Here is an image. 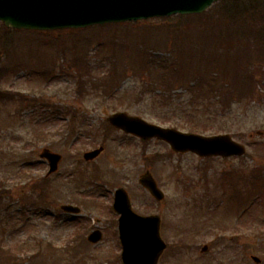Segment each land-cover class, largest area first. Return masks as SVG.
Masks as SVG:
<instances>
[{
    "label": "rangeland",
    "instance_id": "374dc122",
    "mask_svg": "<svg viewBox=\"0 0 264 264\" xmlns=\"http://www.w3.org/2000/svg\"><path fill=\"white\" fill-rule=\"evenodd\" d=\"M147 23L157 26L167 25L169 22ZM173 23L171 22L170 25ZM132 26L107 28L100 38H96L95 33H98L96 28L76 34L67 31H55L46 35L15 32L7 34L4 51L0 52L2 63L9 62L7 57L18 58L17 62L23 63L21 74L28 75L30 68L40 66L53 69L57 75L48 82L37 76L25 77L14 74L0 78V97L3 93H13L7 96L6 100L0 98V186L1 190L9 192L2 194L0 208L9 204L12 222L16 220L15 217L22 213L20 208H13L15 202L29 196L32 186L44 178H46L44 192L46 196H43L40 204L49 206L47 210L40 209L37 212L28 210L27 215H30V218L27 221L23 217L21 222L19 220L17 228L3 233L5 244L18 249L21 254L25 255L26 251L33 254L34 243L37 241L44 245L51 242L56 248L61 249L67 242H71L76 232L86 237L92 229L98 228L103 232L102 241L96 246L76 250L74 252L76 256L74 260L70 258L69 264H85L84 262L112 264L107 262L105 257L119 255L120 247L116 224L114 226L109 222L111 217L116 219L109 206L112 203L114 189L126 186L132 206L137 213L143 215L158 213L161 217V236L169 248L163 253L159 264H253L250 259L252 255L258 257L261 264H264V231L260 230L263 224L259 223V221L264 223L262 222L264 202L260 208L255 203L252 205L249 203L244 207L249 208L248 215L252 214L253 210H258L259 217L256 223H254L256 216L252 217V220L248 219L249 222L245 220L247 217L244 218V222H240L239 219L236 222L238 205L234 200L235 194L243 197L244 200L257 192L264 197V183L261 182V188L258 186L256 192L251 186L247 171L256 166L264 169V136L251 135L257 130L264 131V60H262L263 56L258 58L256 52L251 59L253 65H250V72L255 81L253 96L243 103L232 105L230 111L218 119L213 117L210 120L206 119L204 113L197 114L198 119H195L200 126L199 129L205 127L209 131L222 130L220 133L229 134L236 142L245 145L246 155L242 160L241 158L226 161L220 158L206 160L193 154L179 156L174 153L168 157L164 154L170 149L165 143L150 141L142 145L139 140L123 136L116 131L110 135L109 140H106L100 156L90 163L84 162L83 153L101 145L103 121L109 114L126 112L163 126H168V122L178 123L181 121L180 117L182 120L186 119L182 115L169 114L170 116L166 115L167 120L159 121L162 118L161 110L151 106L147 96L141 97V89L135 83L137 81L127 78L132 73L130 70L124 76L125 79L120 78L121 81L125 80L120 89L109 96L104 93L106 91H103L102 87L98 91V86L88 79L83 80L82 89L79 94L76 93V72L67 70L75 54L73 49H70L71 41L77 38L81 39L79 41L92 38L93 41L104 42L105 48L100 53L95 54L94 49L98 48L93 46L89 56L93 58L94 63L93 77L96 75L105 77L106 67L109 65L106 60L105 63L98 62L103 61L100 57L110 52L113 55L111 47L118 52L116 47L119 42L126 41L125 37L130 41L133 34L125 35V30L137 31L141 25L136 24L134 28ZM262 35L258 36L263 39L264 32ZM33 39H36V43ZM62 40L66 44L63 55L57 48V43ZM48 41L50 45L46 47ZM255 48L251 46L250 51ZM77 51L79 53L84 51L80 44ZM122 54L126 55V49ZM31 64L34 66L30 67ZM257 66L260 67V71L254 73L253 70ZM78 74L82 72L78 71ZM19 92L23 94L22 97L18 96ZM28 100L40 101V105L36 108L35 103H32L22 107L23 104H28ZM42 102L45 105L43 107ZM50 106L59 108L60 114L54 115ZM67 111H70L69 113L76 111L78 119L75 124L84 123L86 127H91V134L81 135L79 130H75L68 135L71 124L62 117ZM67 123L68 127H66ZM77 133L79 134L75 138ZM46 147L62 155L58 175L46 177L47 167L39 158V153ZM143 151L147 157L163 154L168 158L156 160L148 165L142 159ZM80 160L83 163L78 167L77 163H80ZM13 162L15 164L10 165ZM14 165L25 170L14 172ZM76 168L84 169L87 177L98 178L102 183H106L109 191L101 192L95 189L98 188L96 184H93V188L87 183H84L83 187H76L72 181L76 179L75 175L64 177L67 170ZM146 169L150 171L164 193L162 203L143 199L146 196H142V188L138 185L137 179ZM243 170L245 174L242 178ZM222 174L227 176L223 181ZM226 193V197L228 196L235 203L220 200L219 203L209 207L211 210L213 208L216 210L207 215L205 204L213 200L215 202L219 196ZM63 204L79 207L81 216L74 217L61 213L59 206ZM203 207V210L198 209ZM250 208L254 209L251 211ZM0 217H2L1 211ZM86 223L87 227H83L82 224ZM249 223L255 224L253 231L244 230L250 225ZM224 224L226 228L223 227ZM220 228L227 230L220 231ZM203 245L208 246V252L205 254L200 253ZM72 247H76L75 243L70 249ZM178 247L181 248L180 254L172 257L170 254ZM36 262L38 260L33 264H37Z\"/></svg>",
    "mask_w": 264,
    "mask_h": 264
},
{
    "label": "trees",
    "instance_id": "16d2710c",
    "mask_svg": "<svg viewBox=\"0 0 264 264\" xmlns=\"http://www.w3.org/2000/svg\"><path fill=\"white\" fill-rule=\"evenodd\" d=\"M8 31L1 27L0 45ZM183 32L192 40H181V32L176 35L160 31L166 37L160 44L164 48H154L165 50L164 56L148 57L142 53L137 66H133V78L141 89L159 91L152 95L155 107L164 112L170 107L171 115L186 118L171 122L173 126L193 132H212L205 127L199 129L192 114L205 107L224 110L240 102L247 89V93L252 92L251 59L255 52L258 58H264V37L258 36L264 32V0L218 3L205 15L188 21ZM250 45L256 48L250 51ZM254 71H260V67ZM177 89L184 90V94L173 95ZM4 252L0 247V254Z\"/></svg>",
    "mask_w": 264,
    "mask_h": 264
},
{
    "label": "water",
    "instance_id": "95a60500",
    "mask_svg": "<svg viewBox=\"0 0 264 264\" xmlns=\"http://www.w3.org/2000/svg\"><path fill=\"white\" fill-rule=\"evenodd\" d=\"M215 1L217 0H0V20L6 26L17 29L77 28L172 13H199ZM108 120L115 127L139 137L166 140L175 151H192L200 156L224 157L244 153L243 148L233 143L228 136L204 138L182 134L150 125L124 113L114 114ZM99 152L100 150H97L86 154L85 159H93ZM47 156L53 164L59 159L57 156L56 158ZM140 182L157 199L162 198L148 174L143 176ZM122 194V191L116 193L114 203V209L121 214L119 233L123 248L122 259L125 264H156L164 249L158 236V218L135 217L129 210L127 198L126 208L119 207L124 201ZM62 208L67 211H78L71 207ZM96 234L89 237L90 242L95 243L100 239Z\"/></svg>",
    "mask_w": 264,
    "mask_h": 264
}]
</instances>
